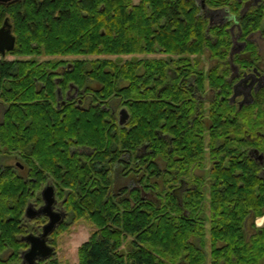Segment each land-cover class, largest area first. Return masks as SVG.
<instances>
[{"label":"trees","instance_id":"obj_1","mask_svg":"<svg viewBox=\"0 0 264 264\" xmlns=\"http://www.w3.org/2000/svg\"><path fill=\"white\" fill-rule=\"evenodd\" d=\"M202 1L237 16L236 33L250 57L235 55L233 62L245 68L249 58L259 60L248 36L264 37V0L244 14L247 0ZM11 22L16 45L10 53L97 57L77 58L69 70H63L64 59L0 65L6 104L0 150H17L31 177L0 171V264L19 262L28 247L22 237L34 222L25 207L32 197L40 200L37 191L49 176L66 192L60 198L73 220L88 219L96 228L78 248V264H262L264 226L255 219L264 215V163L252 154L264 159V88L242 107L231 102V22L210 25L199 0H19ZM206 50L218 64L204 72L191 57ZM139 53L167 57H99ZM90 79L100 85L85 90L93 92L92 104L61 103L58 89L65 94L74 84L80 90ZM38 82L45 84L40 94ZM207 90L212 96L205 115ZM110 97L127 106V125L95 102ZM79 147L91 152L79 157L73 152ZM207 148L209 261L205 181L192 174L204 166ZM158 157L166 162L163 170ZM120 167L126 175L144 169L134 185L122 187L121 197L110 189V174ZM160 174L166 184L161 197H145L156 185L150 178ZM190 177L195 182L182 191V180Z\"/></svg>","mask_w":264,"mask_h":264},{"label":"rangeland","instance_id":"obj_2","mask_svg":"<svg viewBox=\"0 0 264 264\" xmlns=\"http://www.w3.org/2000/svg\"><path fill=\"white\" fill-rule=\"evenodd\" d=\"M254 38L256 39L258 45H259V54L262 57L264 55V37H260V35L254 34ZM234 46L236 47V45L234 44ZM97 56H73V55H69V56H50V55H22V54H13V53H9V55H6L5 59L6 60H13V59H18V60H35L37 63H42L47 59H64L67 62L66 66L68 64H71L75 59L77 58H96ZM100 58H109L112 59L114 61L116 60H121V61H125V60H131V59H139V58H166L167 55L166 54H122V55H100ZM192 60H197L198 61V67L202 68L204 70V72L208 71V69L210 68V66H214L215 64H218V61H216L215 59H213L210 56V52L207 50L205 52L204 55H199V56H192L191 57ZM88 84L91 86V88H96L98 89L100 87V85L95 82L94 80L90 79L88 81ZM128 85L127 81H122L120 86H126ZM113 96H115L114 94H111ZM211 96H212V92L207 90V93L205 94V97L202 101V105H203V109H204V114L207 115L208 114V109L210 108V100H211ZM95 102L99 103L101 105V107L103 108H110L113 109L115 106V115L117 116L116 120L119 118V111L122 108H127V106L122 105L120 102H118L116 99H114L113 97H110V99H105V98H99V100H95ZM6 105V104H5ZM2 106H4L3 104L0 106V115L2 113V110L4 109V107L2 108ZM129 112V110H128ZM130 114V112H129ZM2 117V116H1ZM0 117V120H1ZM129 120V119H128ZM208 120V119H207ZM118 122V120H117ZM128 123V121H127ZM127 123L125 125H127ZM124 125V126H125ZM209 139V136L207 134V131L205 132V140H206V144L207 141ZM4 148H1L0 150V157H2V159L6 158L5 161H3V163L5 164H11L14 165L15 162L17 161L14 157H12L13 155H15L16 153L18 154L19 157L20 154L19 152H14V151H4ZM205 164L203 167L199 168L197 167L192 174H195V176L202 178L205 183H204V191H205V208H206V213H205V217H206V222H205V226H206V253H207V257H208V261L210 260L209 257V253H210V235H209V227H210V222H209V210H208V194H209V169L211 167V159H210V155H209V148L206 149L205 151ZM253 156L256 157L257 160L262 161V163H264V159H259V153L257 154H252ZM156 162H158L160 169H164L166 162L164 160H162V158L158 157L155 160ZM15 166V165H14ZM17 167L16 171L19 176H22L26 179L30 178V175H27V167L24 166L22 169ZM134 167V165H133ZM123 169L122 167H120L118 170L115 169L113 171L112 174H110L111 177V192L113 194L118 195L119 197L126 195V194H118L119 192H121L122 187H131L132 185L135 184L136 180H139V178L141 177V175L144 173V169L139 173H134L130 174V175H126L123 174ZM165 176L164 174H160L158 176H153L150 178L151 183H156L154 188L148 189L146 191L145 197L148 198H152L155 199L157 198L160 193H161V189L166 188V184H164L165 180H164ZM186 183H184V187H188L190 186V184L193 182H195V179L193 177L190 178H184L183 179ZM54 182L53 178L51 176L47 177L45 182ZM44 182V183H45ZM55 183V182H54ZM137 184V183H136ZM44 186V184H43ZM167 186L169 187L170 184H167ZM203 186V185H202ZM39 194V201L37 202L36 199L37 197H32L30 200H28V203L26 205V207L28 206V204L34 203L36 207H39L40 205H42L43 201L41 199V193L40 190L37 191V195ZM62 194V193H61ZM63 196H66V192H64L62 194ZM62 195L58 196V200L61 201L60 198ZM177 195H179V193L177 192ZM161 197V195L159 196ZM25 207V210H26ZM72 212H68V217L62 222L65 223V225L63 227H61V229L57 230L59 225L57 226V228L54 230V232L50 235V240L49 241H54L55 245H53L55 247L56 250V254L54 256H52L49 259L52 260H56L58 264H78L79 263V255H78V248L82 245V243H84L86 240L89 239L91 233L93 230H95V226L94 224L89 221L88 219L85 218H80L77 220H73V216L71 215ZM256 220H259V222H261L260 226H257L258 228H262L264 226V215L258 216ZM36 224L30 222L29 223V229L30 231H28L26 234L23 235V237L31 232L32 228L36 229L37 227L35 226ZM40 230V228H39ZM56 231V232H55ZM22 237V238H23ZM129 240H127V242L124 244L125 246L123 247V250L127 249V243ZM25 250V249H24ZM23 250V251H24ZM22 251V252H23ZM22 252H21V259L19 262H14L12 264H25L23 262V257H22ZM49 259H47L46 261H48ZM47 264L44 261H40L39 264ZM185 264V263H184Z\"/></svg>","mask_w":264,"mask_h":264},{"label":"flooded vegetation","instance_id":"obj_3","mask_svg":"<svg viewBox=\"0 0 264 264\" xmlns=\"http://www.w3.org/2000/svg\"><path fill=\"white\" fill-rule=\"evenodd\" d=\"M18 1L19 0H0V29L3 28L6 24V28L10 29L11 34L14 36H15V34H14L11 18H12L13 9L16 8ZM261 1L262 0H259V2L257 4H254L251 7L258 5ZM199 3L201 4V8H202L203 13L209 18L210 25H213V24H221L222 25L224 23L231 22V25L228 27V29L232 35L233 43H232L230 55L228 58L229 66L231 68V72H230L228 79L230 82H233V86H232V89H233L234 84H236L240 79L244 78V76L249 75L248 80L243 81V83L238 88V90L242 93H247V90L249 87L248 84L252 80H254V86L252 88V96L246 95V97H245L244 95H240V96H237L233 100L230 98V100H231V102H234L238 105L244 98L246 101H248V103L252 102L254 99L253 93L257 92L261 88H264V87H261L255 91L256 86H263L264 85V55L262 57L260 56L261 58L259 60H254V59L249 58L250 65H248L245 68H241L238 64H235L233 62V58L235 55H239L240 57H248V56L250 57L248 51H245L246 41L239 39V35L236 33V28L238 26L237 16L232 14L228 8H218V9L207 8L204 4L202 5V3H203L202 0H199ZM223 11H225L224 15L222 14ZM246 11L243 12L241 10V13L244 14V13H246ZM254 34H257V33L254 32V33L250 34L248 36V39H251L255 42V44L258 46V53H259V45H258L256 39L254 38ZM259 35H260V37L263 38V36L261 34H259ZM234 44L236 45V47L234 46ZM15 45H16V36H15ZM13 49L12 50H6L5 53H2L0 51V65L4 62L11 61V60H6L5 57H6V55H9V53L11 51H13ZM232 50H233V55H231ZM205 52H204V54H205ZM13 60H17V59H13ZM71 66H72L71 64H68L67 66L63 67V70H69V68H71ZM210 67H212V66H210ZM0 75H1V70H0ZM0 84H1V80H0ZM85 86H86L85 88H81L79 90V88L76 87L74 84H70L68 89L65 91V94H62V91L60 89H58L57 90L58 98L60 99L62 104H65L67 101H71L72 99H76L78 104L81 106L90 105L94 102V97L92 95L93 92L86 94L85 90L91 88V86L89 84H86ZM37 88H38L37 89L38 94H40V92L44 91L45 84L43 82H38ZM91 89L96 90V88H93V87ZM45 95H47V92H45L43 94V96H45ZM204 98H206V97L204 96L203 99ZM43 99L44 98H42V100ZM2 104L4 105V106H2V108L4 107V109L2 110V113L0 115V117L2 116L1 120H0V124L3 123V117H4L5 110H6L5 102H3L0 98V106ZM57 106L59 107V104ZM111 111L113 113V117L117 118V116L115 115V106ZM117 120L119 123V118ZM0 144H2V142ZM143 149L144 148H140L139 151H144ZM76 150H78L77 152H78L79 157L82 153L89 154L91 152V151H89V148H85V147H79L77 149H74L73 152H76ZM14 152H17V150H14ZM12 157H14L17 160L14 165L18 166V168H20V169H22L24 166H26L27 167V175H29L30 167H28L27 161L25 160V158L19 157L17 153L15 155H13ZM5 160H6V158L2 159V157H0V171H2V169L12 168L16 173L19 172V171H16L17 167H15L14 165L3 163V161H5ZM44 182L42 183V185L39 189L40 193H41V199H42L43 189L46 186L51 185L54 189L55 197H56V201H55V204L53 206V211H57V212L61 213L62 215H64L63 220H62V222H63L68 217V211L65 209L64 200L63 199H60L61 201L58 200V196L61 195V190L58 189V186L53 181L52 182L47 181L45 183ZM184 183L185 182L182 180L181 185H180L182 191L187 188V186L183 188ZM43 184H44V186H43ZM34 193H35L34 190H32L31 194L33 195ZM42 201H43V199H42ZM29 204H32L35 208H39L40 206L43 205V203H42V205H40L39 207H36L34 203L30 202ZM38 218H41L45 222L41 223V224L40 223L36 224L35 226L37 228L34 230V232H31V233L39 234L42 231V226L48 221L47 215H41V216L35 217L33 219H29V220H32L35 223L38 221ZM39 226H40V230H39ZM50 235L48 237V242L50 240Z\"/></svg>","mask_w":264,"mask_h":264},{"label":"water","instance_id":"obj_4","mask_svg":"<svg viewBox=\"0 0 264 264\" xmlns=\"http://www.w3.org/2000/svg\"><path fill=\"white\" fill-rule=\"evenodd\" d=\"M259 0H247L244 3L242 11H246L252 5L257 4ZM15 46V36L11 34L10 29L6 28V24L0 29V51L5 53L6 50H12ZM233 55V50L231 51ZM249 76V75H248ZM248 76L240 79L234 84L233 95L231 99H235L237 96L250 95L252 96V88L254 86V80L248 85L247 93H242L238 90L243 81L248 80ZM263 86H256L255 91ZM244 104H248L245 98L239 103L242 107ZM130 117L128 110L124 107L119 111V124L125 125ZM263 159V155L259 156ZM262 163V162H261ZM43 205L39 208H35L32 204H29L25 210V217L33 219L41 215H47L48 221L42 226V231L39 234L29 233L22 239L28 243V247L22 252L23 262L25 264H39L40 261L47 260L56 254L55 247L49 244L48 237L56 229V227L62 222L63 216L57 211H53V206L56 201L55 192L51 185L46 186L42 191Z\"/></svg>","mask_w":264,"mask_h":264},{"label":"crops","instance_id":"obj_5","mask_svg":"<svg viewBox=\"0 0 264 264\" xmlns=\"http://www.w3.org/2000/svg\"><path fill=\"white\" fill-rule=\"evenodd\" d=\"M222 14L224 15L225 14V11H223ZM256 219H255V224H256ZM256 226H257V224H256ZM262 264H264V258L262 259Z\"/></svg>","mask_w":264,"mask_h":264},{"label":"built area","instance_id":"obj_6","mask_svg":"<svg viewBox=\"0 0 264 264\" xmlns=\"http://www.w3.org/2000/svg\"><path fill=\"white\" fill-rule=\"evenodd\" d=\"M261 222H259V220H256V224H257V226H260L261 224H260Z\"/></svg>","mask_w":264,"mask_h":264}]
</instances>
